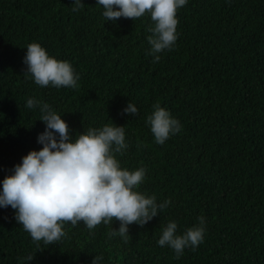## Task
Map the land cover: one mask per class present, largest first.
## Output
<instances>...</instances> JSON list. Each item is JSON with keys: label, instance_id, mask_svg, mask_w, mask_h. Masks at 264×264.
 <instances>
[{"label": "trees", "instance_id": "trees-1", "mask_svg": "<svg viewBox=\"0 0 264 264\" xmlns=\"http://www.w3.org/2000/svg\"><path fill=\"white\" fill-rule=\"evenodd\" d=\"M0 0V191L46 125L34 98L65 120L75 139L89 128L124 126L121 168L144 167L137 189L167 208L125 238L119 221L89 230L81 221L46 245L0 207V264H264V0H187L178 38L149 55L150 14L107 21L98 0ZM68 61L78 87H41L25 73L30 43ZM133 103L137 115L124 113ZM159 103L181 130L157 144L147 117ZM204 220L203 241L179 258L158 240ZM39 244V247L37 246ZM33 256L28 260L27 257Z\"/></svg>", "mask_w": 264, "mask_h": 264}, {"label": "clouds", "instance_id": "clouds-1", "mask_svg": "<svg viewBox=\"0 0 264 264\" xmlns=\"http://www.w3.org/2000/svg\"><path fill=\"white\" fill-rule=\"evenodd\" d=\"M73 11L83 7L81 0H73ZM187 0H98L103 6L107 21L121 17L133 21L150 14L154 27L148 37L151 45L149 55L158 62L162 51L170 50L177 34V11ZM25 73L31 74L34 82L47 87H78L79 76L66 60L50 56L39 43H30L24 57ZM40 106L41 121L46 125L37 142L39 151L32 150L15 165L13 174L2 181L0 207L11 206L16 221L23 226L34 242L43 241L51 245L65 237L66 223L74 227L83 222L89 230L113 219L119 221L117 234L127 242L129 225L143 227L171 203L170 200L157 203L155 194L147 195L137 189L145 178V168L134 171L121 168L115 154H122L127 148L124 126L106 124L102 128H89L73 139L65 120L47 103L30 98L26 107ZM154 111L147 117L157 144H164L181 130L180 122L168 110L155 104ZM124 113L137 115V107L129 102ZM198 226L190 227L183 235H177V223L171 221L164 227L158 240L161 247L169 246L179 258L186 247L193 250L203 241L204 220L199 218ZM39 247V244H37ZM28 260L33 256L27 257ZM102 256H96L92 264H98Z\"/></svg>", "mask_w": 264, "mask_h": 264}]
</instances>
